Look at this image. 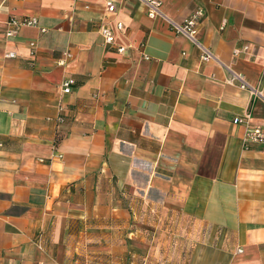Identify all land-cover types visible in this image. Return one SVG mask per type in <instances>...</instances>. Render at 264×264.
Segmentation results:
<instances>
[{
    "label": "crops",
    "instance_id": "crops-1",
    "mask_svg": "<svg viewBox=\"0 0 264 264\" xmlns=\"http://www.w3.org/2000/svg\"><path fill=\"white\" fill-rule=\"evenodd\" d=\"M162 2L217 60L141 0H0V264H264V145L234 121L264 98L226 68L264 96V0Z\"/></svg>",
    "mask_w": 264,
    "mask_h": 264
},
{
    "label": "built area",
    "instance_id": "built-area-1",
    "mask_svg": "<svg viewBox=\"0 0 264 264\" xmlns=\"http://www.w3.org/2000/svg\"><path fill=\"white\" fill-rule=\"evenodd\" d=\"M142 3L146 6L147 14L152 19H162L165 21L172 32L177 35H183L189 41L193 43V45L199 50L200 57L203 61L217 60L215 53L209 46H206L204 43L200 41L198 38V22L200 17L203 15V11L201 9L194 11L189 17L185 18L183 21H177L176 19L169 16L163 10L162 0H141ZM108 10L114 11L115 5L112 1L108 2ZM37 21L34 18L28 19H17L12 18L9 21V25L11 26L8 30V35H14L17 28L22 25H32L36 24ZM116 28L122 30L124 28V24L122 22H118ZM98 31L103 37V42L106 46L115 47L119 53H127L128 47L126 45H120L116 43V38L113 29L109 24L99 25ZM31 47H35L34 42H30ZM244 48H247L245 46ZM239 52L236 50V53ZM12 55V53L8 54ZM148 59V58H147ZM229 71L232 72L231 82L236 81L238 84L245 89H248L252 96L264 98L263 91L259 86H255L250 84L241 74L233 72L228 66H226ZM75 84V79L73 77L65 78L61 83V90L64 93H70L73 86ZM251 113H246L241 116L235 117L234 121L236 123H242L246 126V131L244 135V143L247 144H260L264 145V128L260 125H250Z\"/></svg>",
    "mask_w": 264,
    "mask_h": 264
}]
</instances>
